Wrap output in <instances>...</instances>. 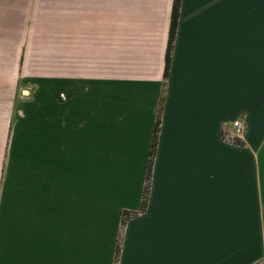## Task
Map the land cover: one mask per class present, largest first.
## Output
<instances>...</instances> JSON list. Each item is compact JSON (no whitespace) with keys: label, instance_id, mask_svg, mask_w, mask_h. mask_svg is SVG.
I'll use <instances>...</instances> for the list:
<instances>
[{"label":"crops","instance_id":"obj_1","mask_svg":"<svg viewBox=\"0 0 264 264\" xmlns=\"http://www.w3.org/2000/svg\"><path fill=\"white\" fill-rule=\"evenodd\" d=\"M174 3L0 0V264H264V0H181L165 79Z\"/></svg>","mask_w":264,"mask_h":264},{"label":"trees","instance_id":"obj_2","mask_svg":"<svg viewBox=\"0 0 264 264\" xmlns=\"http://www.w3.org/2000/svg\"><path fill=\"white\" fill-rule=\"evenodd\" d=\"M181 11V0H175L174 3V11L172 12V27L170 31V39H169V48L167 50L166 54V70L164 72L165 79L169 76V71L171 70V55L172 50H174V43L176 38V32L178 31V22H179V12ZM160 109H163V102ZM160 128V118H158L157 126L154 129V137H153V145L151 147V157H150V166L148 167V173H147V185L145 186L144 190V197H143V205L141 206L140 212L139 211H124L123 213V225L124 226L127 223V220L133 216H136L138 213L144 212L146 210V207L149 204V193H150V186H151V180H152V168L154 167V159L156 155V150L158 147L159 142V129ZM221 138L222 137V130H221ZM234 145L243 146L242 143L235 142ZM120 253V246H117V260L119 258Z\"/></svg>","mask_w":264,"mask_h":264},{"label":"rangeland","instance_id":"obj_3","mask_svg":"<svg viewBox=\"0 0 264 264\" xmlns=\"http://www.w3.org/2000/svg\"><path fill=\"white\" fill-rule=\"evenodd\" d=\"M22 96H23L22 91L18 89L17 97L19 98ZM12 115H13V113H12ZM4 116L5 115H3V117ZM0 117H1V119H0V187H1V182L3 180L2 178H3L4 166H5V163H7V158H8V147H9L8 145L10 144L11 126L13 124V121L6 120L5 118L2 117L1 114H0ZM236 119L243 120L245 125H246V128H247V130H245L244 138L242 140L238 141V143H242L244 146L245 145L244 143L246 142L247 131L249 130L248 124L246 123L244 118L237 117L231 121H226L223 124V127L227 126L228 124H231V122L236 120ZM262 156H264V150L262 152Z\"/></svg>","mask_w":264,"mask_h":264},{"label":"built area","instance_id":"obj_4","mask_svg":"<svg viewBox=\"0 0 264 264\" xmlns=\"http://www.w3.org/2000/svg\"><path fill=\"white\" fill-rule=\"evenodd\" d=\"M245 130H247L246 125L243 120L236 119L223 127L222 137L227 143H235L242 140L245 135Z\"/></svg>","mask_w":264,"mask_h":264}]
</instances>
